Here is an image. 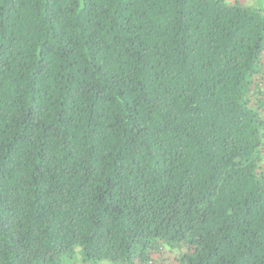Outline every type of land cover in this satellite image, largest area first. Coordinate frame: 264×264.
<instances>
[{
  "label": "trees",
  "instance_id": "obj_1",
  "mask_svg": "<svg viewBox=\"0 0 264 264\" xmlns=\"http://www.w3.org/2000/svg\"><path fill=\"white\" fill-rule=\"evenodd\" d=\"M164 260L264 264L263 13L0 0V264Z\"/></svg>",
  "mask_w": 264,
  "mask_h": 264
},
{
  "label": "rangeland",
  "instance_id": "obj_2",
  "mask_svg": "<svg viewBox=\"0 0 264 264\" xmlns=\"http://www.w3.org/2000/svg\"><path fill=\"white\" fill-rule=\"evenodd\" d=\"M230 2H234V0H228ZM240 4L245 5L249 8H253L255 10H259L264 15V0H238ZM167 256V255H166ZM157 264H169L168 260H164L162 263Z\"/></svg>",
  "mask_w": 264,
  "mask_h": 264
}]
</instances>
